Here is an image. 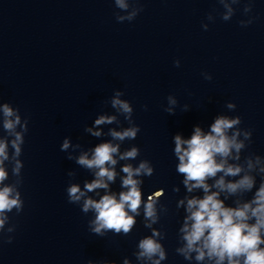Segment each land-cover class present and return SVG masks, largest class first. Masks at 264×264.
I'll return each instance as SVG.
<instances>
[{
    "label": "clouds",
    "instance_id": "clouds-1",
    "mask_svg": "<svg viewBox=\"0 0 264 264\" xmlns=\"http://www.w3.org/2000/svg\"><path fill=\"white\" fill-rule=\"evenodd\" d=\"M118 23L132 22L143 11L141 0H113ZM224 11L220 13L223 21L235 15L242 0H217ZM255 0H245L243 13L253 11ZM209 22L215 21L212 13L207 15ZM255 20L250 16L240 20L241 27H247ZM206 31L208 24H202ZM180 67V60L174 61ZM205 80L211 81L212 75L202 72ZM124 92L115 90L108 103L115 114H101L92 126L84 131L92 137L104 136L111 139L84 149L79 143H72L65 137L60 146L67 153V159L92 174V179L80 183L70 182L66 188L68 202L80 205L84 214L92 213L88 226L91 233L104 237L112 232L116 235H129L137 224V217L143 215L144 227L151 230L150 235L139 239L137 250L133 253L138 264H162L167 259V251L162 243L166 234L154 225L167 207L161 203L165 190L160 188L144 198L145 177H152L155 169L151 161L139 160L137 165L129 161L137 160L141 150L132 145L121 150L126 140H135L140 126L133 117L132 103L123 99ZM178 100L174 95L167 96L168 114L174 115ZM236 104L228 102L229 111ZM147 110V105L143 106ZM184 111L189 106H183ZM123 116L128 127H110L107 133L102 126L121 124ZM240 116L218 114L207 131L194 126L190 138L177 133L172 137L173 154L177 158L176 172L183 177L181 183L185 194L176 203L177 210L183 208L184 216L178 229L180 246L175 251L189 264H264V156L249 152L253 131L241 127ZM29 118L21 115L20 109L9 102H0V241L12 243V233L16 225L11 223L10 213L19 215L24 209V198L20 190L23 184L22 169L25 135L29 131ZM119 128V130H117ZM78 153V154H75ZM75 154V155H74ZM124 161L122 165L120 162ZM117 165L120 170L117 171ZM11 177L14 179L10 181ZM70 178L76 172L69 170ZM120 180L121 191L113 192L111 185ZM257 177L260 182L257 186ZM174 193L180 192L174 186ZM252 193L251 198H246ZM232 200L229 204L227 201ZM88 264H94L92 260ZM97 264V262H95ZM99 264H116L103 260ZM123 264H131L125 257Z\"/></svg>",
    "mask_w": 264,
    "mask_h": 264
}]
</instances>
